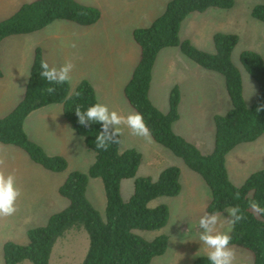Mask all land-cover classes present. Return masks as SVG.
I'll return each mask as SVG.
<instances>
[{
  "label": "trees",
  "instance_id": "16d2710c",
  "mask_svg": "<svg viewBox=\"0 0 264 264\" xmlns=\"http://www.w3.org/2000/svg\"><path fill=\"white\" fill-rule=\"evenodd\" d=\"M234 4L235 0H169L164 11L150 25L133 30V39L140 47V58L124 93L133 109L143 115L151 138L180 158L206 183L210 190L206 212L219 214L226 208L240 209L243 218L232 224L230 246L248 250L253 256V264H264V167L253 171L242 184L236 185L229 177L226 164L230 151L240 144L257 140L264 133L263 58L253 49H244L240 53L241 65L257 84L256 99L248 105L240 70L231 57L238 35L216 32L212 53L187 38H180L182 22L191 13L205 12L210 8L230 9ZM251 15L264 23V4L254 5ZM100 17L97 6L78 0H33L23 3L13 14L0 20V41L41 30L58 19L91 26ZM166 47H178L200 67L224 77L231 107L213 117L215 136L210 153L203 154L195 144L172 129V124L179 118L180 90L177 85L170 91L167 112L160 111L149 98L152 69L158 53ZM41 61L46 62L41 48L37 47L23 98L8 114L0 117V143L21 148L34 163L48 171H64L68 166L66 158L48 154L28 137L24 129V121L32 111L59 103L63 106L67 123L94 153V161L87 172L68 174L58 188L59 194L68 200L67 206L51 214L45 225L28 229L26 244L10 240L4 243L3 264H20L24 260L32 264H49L55 242L71 228H82L88 235L89 245L82 264H150L154 257L166 252L169 237L159 234L146 239L139 232L159 230L169 221L168 205L161 203L152 207L149 203L157 197L180 194V167L169 165L163 168L157 179L148 175L137 176L142 154L134 148L120 150V135L119 143H111L106 150L97 149L94 138L100 125L85 128L78 123L74 112L77 107L83 110L98 102L93 85L83 79L71 92L69 81L49 84L39 75ZM90 178H100L103 183L105 219L86 197ZM129 178L134 181V189L129 199L124 200L121 182ZM253 202L259 205L258 209L250 206ZM193 264H208L206 254L196 257Z\"/></svg>",
  "mask_w": 264,
  "mask_h": 264
},
{
  "label": "rangeland",
  "instance_id": "374dc122",
  "mask_svg": "<svg viewBox=\"0 0 264 264\" xmlns=\"http://www.w3.org/2000/svg\"><path fill=\"white\" fill-rule=\"evenodd\" d=\"M5 1L6 7L0 12L1 17L13 14L22 3V0L12 1L11 3H8L7 0ZM113 1L116 0H112V2ZM154 1L158 3V0ZM82 3L87 4L93 2L92 0H83ZM107 3L103 4V8H107L103 20L95 27L97 35L104 36L102 41L98 44V46L102 47L101 51L98 49L95 56L94 53L89 52V55L86 56L87 58L85 57L83 59V63L89 65V67L84 68L86 69L85 72H87L85 75L90 77L92 81H100L105 88L114 86L119 90L123 81L125 69L118 63L114 70V76L110 77V75H107L108 71L105 62L106 60H110V57H105L109 53L106 47L109 46L111 41L114 42L111 37H113L116 32L119 33L122 40L126 42L131 40V29L149 25V13L147 14L148 16L140 17V15H138V10L143 9L144 6L142 8L136 6L128 9L126 5L119 4L120 8H117L116 6H108ZM258 3L264 4V0H235L234 6L230 9L210 8L205 12L191 13L182 22L180 30L181 39L188 38L197 47L211 53L215 51L213 35L216 32L234 33L238 35L239 40L232 50L231 57L233 63L240 70L244 99L248 105L256 99L257 84L243 68L239 58L242 50L253 48L255 49L254 51L262 56L264 61V23L251 15V9ZM81 28H83L81 25L71 21L61 19L55 20L45 28L33 32V35H31L33 47L37 45L39 41L45 50H47L46 47H53V45L58 49L59 44H61L58 51L51 52L56 58L54 62L55 65L53 64V66L59 69L62 66L61 62L68 60L73 66L71 71L73 69L76 70L79 59L81 60L80 53H78L76 49L78 41L76 32ZM54 34H60L62 37L67 35L68 38L65 37V39L62 38L55 42V40L52 39ZM71 34H73V38L69 39ZM12 43L13 41H4L0 45V52H2V48L4 49ZM65 44L69 47L66 51L63 50ZM171 50L177 52L173 64L166 65L170 61V58L162 59L163 55H160L157 66L154 69L150 88V97L154 101H152V103L160 111L166 112L169 105L167 91L169 87L172 89V87L175 86L174 81L177 79V81L182 84L191 83V88L187 90L189 96L190 93L203 96L205 104L207 105L201 108H193L192 105L189 104L187 108L185 107V119L181 122L180 130L183 129L186 134H190L189 137H191V139L199 141L198 143H200V148L203 153H209L214 146L215 129L212 113L223 114L231 107L224 77L215 71L199 67L191 59L183 55L178 47H172ZM58 55H60V57L57 58ZM65 57H68V59H65ZM93 57L96 59V69L92 68ZM117 61L120 62L119 59H117ZM167 66H170V68ZM69 75L71 81L84 76H78L75 72ZM72 91L73 89H71V92ZM109 101L110 99L107 100V102ZM198 101L203 103L201 97H198ZM101 103L106 105L104 101H101ZM119 103L117 106L108 108L125 115L129 113L125 109V103H123V101ZM128 108L130 112H136L131 107ZM26 127L32 134L40 135L48 149L46 150L48 153L60 151V149L49 144V142L52 143L57 140L56 134H59L62 130V134H72L71 138L66 136L67 148L64 150L68 166L64 171L52 172L43 169L32 161H28L31 167L24 161L14 162L18 170L11 173L15 176L16 186L20 194L15 202L16 211L10 216H0V264H3L4 243L10 240L20 244H26L28 241V229L45 225L51 214L67 206L68 200L58 193V188L64 182L68 174L72 171L87 172L88 167L94 160V153L85 146L83 138L76 133L61 116H54L53 114L49 117H32L28 121ZM120 127V150L134 148L142 154V162L137 171V176L148 175L153 179H157L163 168L169 165H175L173 162L174 160L180 161L177 156L173 155L164 147L161 148H163L173 160L166 155L157 159V154H155V150L152 147L157 143L154 142L150 136L149 138L137 137L132 135L123 125ZM176 129L178 128L176 127ZM156 146L160 145L157 144ZM20 152L22 156H25L24 158H27L22 151ZM226 163L229 167V177L234 184L237 183L236 185L242 184L253 171L263 168L264 133L253 142L243 143L235 147V149L227 154ZM184 170H188V168L185 166ZM192 174L195 176L194 180L198 181L200 184L196 187L197 194L191 198L193 203L185 201L186 194H183L181 197L184 200L178 199L180 197L177 196H161L149 203L152 207L164 203L168 205L170 209L169 221L163 228L139 232L146 239H153L159 234H166L169 237L166 252L154 257L150 264H191L192 258L195 259L199 255L206 254L207 249L201 246V243L197 240L199 233L195 234L193 231L195 229V220L198 226L200 217L208 214L204 209L206 205H204V201L206 200L203 196V188L209 193V199H207V201L210 200V190L198 174L193 172ZM133 189L134 181L132 178L123 180L121 182L122 198L124 200L129 199L133 193ZM86 197L93 207L97 209L101 217L105 219L106 197L103 183L100 178L89 179ZM226 209L216 214L219 218L217 231L224 232L229 228L231 218L228 216ZM185 229L191 232V236H185L181 233L182 230L185 231ZM199 231H201V229H199ZM88 245L89 239L84 229H68L55 242L51 251L49 264H82ZM243 250L249 252L245 249ZM20 264L32 263L29 260H24ZM241 264H249V262L243 260Z\"/></svg>",
  "mask_w": 264,
  "mask_h": 264
},
{
  "label": "crops",
  "instance_id": "0c3cea01",
  "mask_svg": "<svg viewBox=\"0 0 264 264\" xmlns=\"http://www.w3.org/2000/svg\"><path fill=\"white\" fill-rule=\"evenodd\" d=\"M12 1H16V0H7L8 3H11ZM31 1H33V0H22L21 1L22 3L20 5H22L23 3H26V2H31ZM150 1H152V2H150ZM80 2H83V0H80ZM92 2L93 3H87V4L97 6L101 11V17L97 23H95L91 26H82L83 28L78 29L76 32V34H77L76 38L78 40L76 49L78 50V53H80L81 60L79 59L77 69L76 70L73 69L72 71H70L69 74H72L73 72H75V74L76 75L78 74V76H82V75H84V76L78 77V79H75L74 81L69 80L70 89L74 90L75 87L77 86V84L81 80L86 79L93 85L95 92H96L98 102L101 103V101H104L108 107H114V106L119 105L120 104L119 102L123 101V103H125V106H126L125 109L127 110V112H130L128 107H131L132 109H133V107L130 105L129 101L127 100V98L125 96L124 87H125L126 83L129 81V79L132 75L133 69L136 66V64L140 58V47L134 41L133 35H132V39L129 40L128 42H126L125 40H122L121 36H119V33L116 32V34H114L113 37L110 36L114 42L111 41L109 43V46L106 47L107 50L109 51V53L105 57L106 58L110 57L109 58L110 60H106V62H105V64L107 65V71H108L107 75H110V77L114 76L113 75L115 73L114 70L116 69V66L118 65V63H120L122 65V67L125 69L123 81L121 83V87H119V90H117L114 86H111V88L110 87L105 88L100 81L94 82L91 80L90 77H87V75H85V74H87V72H85L86 69H84V68L89 67V65H86L85 63H83V59L87 55H89V52L94 53V56H95L96 51L98 49H99V51H101L102 47L98 46V44L102 41L104 36H98L96 31H95V27H96V25H98V23H100L103 20V17L106 13L107 8H105V9L103 8L104 3L108 2L107 3L108 6H112V7L116 6L117 8H120L119 4H122V5L128 6V9H130L132 7H136V6H139L140 8H142L144 6L143 9L138 10V15H140V17L148 16L147 14L149 13L148 21L151 23L156 17H158L164 11L168 1L158 0V3H156L154 0H116L113 2H112V0H109V1H107V0H92ZM5 7H6V1L0 0V12H2L5 9ZM8 16H10V15H8ZM8 16L1 17V15H0V20L6 18ZM150 23H149V25H150ZM134 29H131L132 33H133ZM31 35H33V32L29 33V34L13 35V36H9V37L4 38V40L0 42V45H1L4 41H13V43L11 45H9L8 47H6L4 49L2 48V52H0L1 53V55H0V67H1V70L3 72V76L0 77V117L8 114L15 107V105L23 98L24 93H25V89H26V85H27V81H28V77H29L31 64L33 61V52H34L35 48L40 47L42 50V54H43L45 61L49 64L50 67H55V66H53V64L55 65L54 62H55L56 58L51 54V52L58 51L60 49L61 44H59L58 49L53 45V47H50V46L46 47L47 50H45L39 41V42H37V45H34V47H33V40H31V37H32ZM72 35L73 34L70 35L69 39L73 38ZM18 37H22V38H18ZM65 37L68 38L67 35L66 36L64 35V37H62L60 34H54L52 39H54L56 42L57 40H61L62 38L65 39ZM7 39H9V40H7ZM183 39H186V38H183ZM63 48H64L63 50H65V51H66V49L67 50L69 49L67 44H65V46H63ZM166 49H168V50H166ZM171 49H172V47L171 48L166 47L158 53L157 58H156L155 63H154V66H153V69H152L151 84H152V80H153L154 69L157 66L160 55H163L162 59L170 58V61L166 65H172L173 64V60H174L175 56L177 55V52L175 50H171ZM248 49H253V48H248ZM253 50H255V49H253ZM58 57H60V55H58L57 58ZM65 59H68V57H65ZM117 59H119L120 62H118ZM95 60H96L95 57H93V66H92L93 69H96V63H95L96 61ZM66 63H71V62L68 60H65V61L61 62V65L63 66ZM167 67L170 68V66H167ZM55 68H57V67H55ZM72 68H73V66H72ZM151 84H150V88H151ZM174 85H177L179 87L180 103H179V108H178L179 109V118L172 124V129L176 134L182 136L186 140L195 144L199 148V150L203 153V151L200 148V143H198L199 141H195V140L191 139V137H189L190 134H186V132L183 129L180 130V125H181V122L184 121V119H185V110H186L185 107L187 108V106L189 104L192 105L193 108L204 107L205 105H207V104H205V99L203 96H197L196 94H191V93L189 96V93H187V90L189 88H191V83L182 84V83L178 82L176 79L174 81ZM170 90H171V87L168 88L167 98L169 97ZM198 97H201L203 99V103L198 101ZM123 98H124V100H123ZM149 98L152 102L153 99L150 97V89H149ZM108 99H110L109 102H107ZM168 108H169V105H168ZM167 111H168V109H167ZM53 114H54V116H61L62 119H64V121H66L64 118V115H63V106H62V104H59V103L50 104V105H47V106H44V107H41L37 110L32 111L26 117V119L24 121V129H25V132L27 133L28 137L30 139H32L33 141L37 142L38 144H40L45 149V151L48 149L45 146V143L42 141L40 135L39 134H32L31 132H29V130L27 129L26 126H27L28 121L32 117H37V116L38 117H49V116H52ZM215 114H219V113H212V119H213ZM213 124H214V122H213ZM176 127L178 129H176ZM214 129H215V127H214ZM61 130H62V127H61ZM62 131L59 134H56L57 140H55L52 143L49 142V144H52L55 148L60 149V151H55V153H48L46 151L48 154L62 155L65 157L64 150H66V148H67L66 136L71 138L72 134H62ZM214 136H215V130H214ZM157 144H154L152 146L153 149L155 150V154H157V156H156L157 159H160V157H162L163 155H166L168 157L169 154L165 150H163V148H161L163 146H161V145L156 146ZM5 145L6 144L0 143V172L1 173H4L5 175H7L8 173L16 172L18 170V168H17V165L14 164L15 161H24L27 165H29L31 167V164H29L30 162H28V161H32V160L28 157V155L21 148L13 146V145H7V146H5ZM52 145H50V146H52ZM5 147H12V148H5ZM213 148H214V146H213ZM18 149L20 151H22L26 155L27 158H24L25 156H22V154H20L21 152ZM203 154H207V153H203ZM169 157L171 158V156H169ZM157 159H155V160L158 161ZM173 162L175 165L179 166L181 169V178H180L181 192L179 195H177V197H180L178 199H183V198H181L182 195L186 194L185 201L193 203L191 198H193V196H195L197 194L196 187L200 184L198 183V181L194 180L195 176H194V174H192L193 171L190 172L191 170L188 167H187L188 170H184L185 164L182 162L181 159H180V161L174 160ZM227 169H228V173H229L228 164H227ZM229 176H230V174H229ZM203 193H204V195H203L204 199L206 200V201H204L205 202L204 205L206 204L204 209L206 210V206L209 202V201H207V199H209V193L207 190H204V188H203ZM195 222L197 223L196 220H195ZM196 223H195V229H194L193 233L198 234V233H200V231H199V227L197 226ZM181 233L185 236H191L190 235L191 232L187 229H185V231L182 230ZM230 247L233 249V252H234V264H241V261H243V260L249 262V264H253V256L250 252H245L243 250L244 248H241L239 246L231 245ZM193 260H194V258L191 259V264H193Z\"/></svg>",
  "mask_w": 264,
  "mask_h": 264
},
{
  "label": "clouds",
  "instance_id": "9594fccd",
  "mask_svg": "<svg viewBox=\"0 0 264 264\" xmlns=\"http://www.w3.org/2000/svg\"><path fill=\"white\" fill-rule=\"evenodd\" d=\"M72 69L71 63H66L59 69L50 67L47 62L41 61L40 77L49 84H62L70 80L69 73ZM49 91H52L49 88ZM78 123L88 128L92 124H99L100 128L95 135V147L106 150L111 143H119L118 137L121 134V125L126 127L132 135L149 138V128L143 115L139 112H129L126 115L110 110L107 105L100 102L93 103L83 110L80 107L75 109ZM19 189L16 186L15 176L12 173L5 175L0 173V216H10L16 211L15 202L19 196ZM258 209L259 205L253 202L250 205ZM230 219L229 228L220 232L217 231L218 216L215 213L205 214L200 217L198 227L201 229L198 241L204 246L208 264H234V252L230 247L231 225L240 221L243 217L238 207L226 209Z\"/></svg>",
  "mask_w": 264,
  "mask_h": 264
}]
</instances>
